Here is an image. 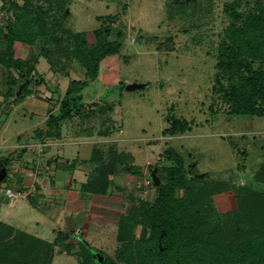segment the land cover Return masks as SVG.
Listing matches in <instances>:
<instances>
[{"label":"rangeland","instance_id":"1","mask_svg":"<svg viewBox=\"0 0 264 264\" xmlns=\"http://www.w3.org/2000/svg\"><path fill=\"white\" fill-rule=\"evenodd\" d=\"M24 3L44 29L34 46L15 45V57L27 65L20 75L7 69L1 52L6 48L3 29L15 21V7ZM112 16L119 18L109 21ZM258 18L264 19V0H0V187L17 162L14 146L20 133H29L42 120L19 105L48 102L56 112V96L71 81L84 80L73 35L86 33L94 44L98 29L124 34L117 39L113 33V40L121 42L120 54L105 59L99 78L82 91L92 115L85 123L78 116L67 121L69 130L82 124L85 132L95 134V146L85 143L81 150L87 156L94 148L88 181L100 179V186L94 183L88 193L102 201L93 208L75 250L54 248V257L68 256L57 263L120 258L122 237L144 238L140 226L133 232L123 229L132 219L129 209L140 201L151 204L157 192L153 181L163 182L169 170L180 167L204 194L190 200L189 209L200 213L210 232L228 231L225 245L230 247L252 232L243 217L249 208L244 197L264 196V116L231 111L239 94L254 100L255 82H263L264 43H256L252 29ZM11 91L20 101L6 97ZM174 118L191 123L190 131L166 136L163 131ZM110 161L112 169L104 167ZM101 167L109 170L105 181ZM176 197L186 196L177 191ZM13 240L0 234V252L11 248ZM46 255H51L48 249ZM137 262L130 258L120 264Z\"/></svg>","mask_w":264,"mask_h":264},{"label":"trees","instance_id":"2","mask_svg":"<svg viewBox=\"0 0 264 264\" xmlns=\"http://www.w3.org/2000/svg\"><path fill=\"white\" fill-rule=\"evenodd\" d=\"M174 1L176 3L191 2V0ZM15 8V21L10 22L6 29H3L6 48L1 52V56L5 57L6 62L4 61V64H6L7 69L21 75L27 65L15 57V45L23 43L34 46L39 39L43 38L42 29L44 26L40 24L42 20L38 17L34 18L35 12L30 10L29 5L24 3ZM118 18L117 16L108 17L109 21H115ZM252 24L254 25L253 28L251 27L253 34L258 39L256 43L259 45L261 40L264 43V19L258 18ZM26 30L30 32L28 36L25 34ZM114 32L110 28L96 30L94 33L96 42L94 44L88 42L86 33L73 35L72 39L80 50L81 56L77 60L82 64L85 71L84 80L70 82L66 92L59 99L58 111L50 113L47 121L37 129V139L42 144L47 143L49 138H53L61 125L72 120L75 116H78L83 123L92 115L93 110H90L91 113L86 111L82 91L99 78L100 66L105 59L120 54L121 42L116 39L113 40V37L122 39L124 34L121 31H116V35L113 36ZM55 61L49 60L52 65L56 66ZM36 64H38V59L34 61V65ZM263 77L261 73L262 83L255 82L257 85L254 100L252 98L246 99L240 94L236 97L237 100L235 99L233 102L232 115L264 116ZM9 93L6 97L13 98L15 103L20 101L21 98L17 97V93L13 91ZM191 125V123L174 118L171 119L163 133L171 137L184 134L190 131ZM105 166L112 169V161ZM102 168L99 170L101 172H98L101 173V181H105L104 175L106 176L109 170L105 168L104 171ZM168 172V177L164 179L165 182L158 180L154 201L151 204L138 202V205L129 209L132 219L123 222V229L129 227L131 232L137 226L143 228L144 238L138 240L133 235L129 238L122 237V250L118 253L120 258L106 256L101 263L96 262L94 264L128 263L130 258L137 259L138 262L134 264H264V196L263 198L256 196V200H253L252 195L244 197V199L249 200V208L243 212L245 213L243 217L249 226L252 225L253 230L244 239L238 240L230 247L225 245L230 236L228 231L217 233L215 230L210 232L209 224L204 218L199 217L200 213L189 209L191 207L189 206L190 200L196 198L195 200L198 201L204 194L199 188L193 186L192 178L188 173L181 167L171 169ZM99 180L97 179L96 182H94L95 180L88 181L84 189L87 192L91 191L94 183L97 184V187L100 186ZM153 182L155 184V181ZM177 191H182L186 197H176ZM188 197H190L189 201L186 199ZM242 207L243 210L246 209L244 205ZM249 209L251 210L249 211ZM0 234L4 238L14 236V240L11 241V248L14 249L8 248L0 252V264L53 263V245L4 224H0ZM212 248L214 251L211 250ZM47 249L50 251V256L46 255ZM14 250L18 254L17 256L14 255Z\"/></svg>","mask_w":264,"mask_h":264},{"label":"crops","instance_id":"3","mask_svg":"<svg viewBox=\"0 0 264 264\" xmlns=\"http://www.w3.org/2000/svg\"><path fill=\"white\" fill-rule=\"evenodd\" d=\"M27 103L19 107L25 110V114H38L42 120L29 133L17 135L18 143L14 146L17 162L13 163V171L0 187V224L25 232L56 249L67 246L75 250L83 239L93 208L102 201L84 189L89 177L88 161L94 148L86 156L82 154L81 147L85 143L94 145L95 134L85 132L86 127L82 124L78 130H69V121L65 122L57 134L47 140L45 152L38 155L35 148L42 142L37 139V129L55 111H51L52 106L48 102ZM7 189L15 193L13 198L6 196ZM16 212L20 217L15 216ZM5 217L14 219L4 220ZM27 229H35L34 234L25 231ZM60 258L68 259V256L56 255L52 264H60L57 263Z\"/></svg>","mask_w":264,"mask_h":264},{"label":"built area","instance_id":"4","mask_svg":"<svg viewBox=\"0 0 264 264\" xmlns=\"http://www.w3.org/2000/svg\"><path fill=\"white\" fill-rule=\"evenodd\" d=\"M47 146V144L46 143H44V144H40L39 146H37L35 149V151H36V153L38 154V155H42L44 152H45V147ZM6 196L8 197V198H13L14 197V195H15V193L13 192V190L12 189H7L6 190Z\"/></svg>","mask_w":264,"mask_h":264},{"label":"water","instance_id":"5","mask_svg":"<svg viewBox=\"0 0 264 264\" xmlns=\"http://www.w3.org/2000/svg\"><path fill=\"white\" fill-rule=\"evenodd\" d=\"M154 179H155V178H154ZM155 182H156L155 184L157 185V184H158V181H157L156 179H155Z\"/></svg>","mask_w":264,"mask_h":264}]
</instances>
